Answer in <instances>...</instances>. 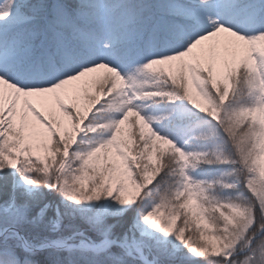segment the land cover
I'll return each instance as SVG.
<instances>
[{"label":"snow or ice","instance_id":"1","mask_svg":"<svg viewBox=\"0 0 264 264\" xmlns=\"http://www.w3.org/2000/svg\"><path fill=\"white\" fill-rule=\"evenodd\" d=\"M0 264H264V0H0Z\"/></svg>","mask_w":264,"mask_h":264}]
</instances>
